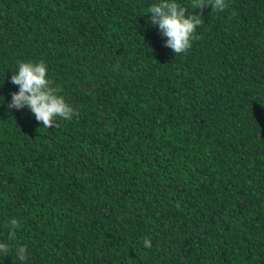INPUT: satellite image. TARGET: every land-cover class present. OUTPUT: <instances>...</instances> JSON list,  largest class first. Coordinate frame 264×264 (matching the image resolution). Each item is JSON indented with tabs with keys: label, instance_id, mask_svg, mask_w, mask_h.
I'll return each mask as SVG.
<instances>
[{
	"label": "trees",
	"instance_id": "trees-1",
	"mask_svg": "<svg viewBox=\"0 0 264 264\" xmlns=\"http://www.w3.org/2000/svg\"><path fill=\"white\" fill-rule=\"evenodd\" d=\"M0 264H264V0H0Z\"/></svg>",
	"mask_w": 264,
	"mask_h": 264
}]
</instances>
